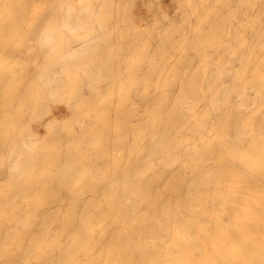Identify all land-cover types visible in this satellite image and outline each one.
Instances as JSON below:
<instances>
[{
	"label": "bare ground",
	"instance_id": "obj_1",
	"mask_svg": "<svg viewBox=\"0 0 264 264\" xmlns=\"http://www.w3.org/2000/svg\"><path fill=\"white\" fill-rule=\"evenodd\" d=\"M51 185L58 227L14 210ZM0 229L3 264H264V0H0Z\"/></svg>",
	"mask_w": 264,
	"mask_h": 264
},
{
	"label": "rangeland",
	"instance_id": "obj_2",
	"mask_svg": "<svg viewBox=\"0 0 264 264\" xmlns=\"http://www.w3.org/2000/svg\"><path fill=\"white\" fill-rule=\"evenodd\" d=\"M19 125H21V122H18ZM23 124V122H22ZM22 127V125L20 126ZM23 138L25 139V141L29 140V136H27L26 134L23 135ZM22 160V156L18 155L14 157V162L19 164ZM8 165L11 166L12 165V160L8 161ZM47 193V192H46ZM55 195L57 196L58 194L60 195V197L62 198V200L64 202H70L71 198L69 195V192L67 190H64L61 188V186L59 185H51L49 186V192L43 196H47L46 197V201H49L48 204L42 208V209H31L30 207H28L27 205H25L24 203H22L19 199H17L16 203L14 204V210L19 211L20 214H23L25 212H29L28 214H30L32 212V210L37 211L41 216L39 217V219H37L35 226L39 224H41L43 227H58L59 226V218L57 216V211H56V207L60 204V198H54L49 200V195ZM63 218H67L66 216H64ZM11 221V220H10ZM47 221V222H46ZM0 234H1V229H0ZM24 235V233H23ZM29 238L28 235H24L22 236V240L26 241ZM3 261H0V264H3ZM5 264H83L82 261L79 260H75V261H56V260H21V259H11V260H6Z\"/></svg>",
	"mask_w": 264,
	"mask_h": 264
}]
</instances>
